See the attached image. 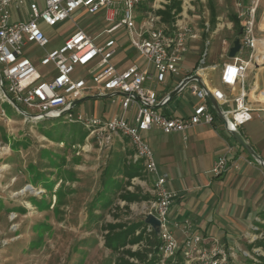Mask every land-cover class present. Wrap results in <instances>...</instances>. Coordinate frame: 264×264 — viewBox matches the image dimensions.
Returning <instances> with one entry per match:
<instances>
[{
	"label": "built area",
	"instance_id": "built-area-1",
	"mask_svg": "<svg viewBox=\"0 0 264 264\" xmlns=\"http://www.w3.org/2000/svg\"><path fill=\"white\" fill-rule=\"evenodd\" d=\"M151 2L0 0V105L10 103L25 122L39 123L65 116L68 122L82 125L88 131L87 141L94 140L99 151L104 153L126 139L135 151L136 160L143 161L148 174L154 179L155 195L147 216L153 215L161 222L158 235L162 241L161 251L166 257H172L180 249L189 254L197 251L203 241L201 236L192 234L189 222L170 223V208L177 195L167 188L169 177L159 172L153 148L147 143L145 135L151 131L171 135L185 133L198 126H212L217 115L209 95L218 103L226 129L239 130L253 120L255 111L249 100L247 75L253 64L261 66L263 63L264 38H256L255 35L263 0L236 3L241 47L236 56L223 65L220 78L221 85L229 89L230 93L210 88L203 80L205 88L197 81H192L182 91L189 88L199 103L193 106L190 114L182 117L167 111L172 101L169 99L172 91L167 93L165 88L173 77L181 75V64L192 43L210 31L209 11L204 13L207 16L204 23L196 21L195 16L191 15L196 12L194 0H182L181 11L174 10L172 22L166 23L157 11L165 10L168 1ZM144 5L148 7L147 10L143 9ZM102 10L106 22L112 26L104 31L107 38L103 43L97 44L94 37L75 24L74 31L63 46L41 58V66H52L46 74H40L24 55V48L30 44L41 48L50 44L40 24L55 27L68 19L74 20L78 15L96 16ZM138 15L144 17L139 23ZM14 16L17 21L13 20ZM121 28L126 30L131 45L140 55L143 61L141 65L134 62L119 69L112 61L118 51L117 41L112 35ZM200 63L197 76L204 70L201 66L205 65L206 59H201ZM76 67L85 69L83 76H72ZM1 86L11 101L5 97ZM236 88L237 92H233ZM97 96L119 98L123 114L104 120L83 116L80 112L76 115L73 113L79 105H74L76 102ZM128 113L131 114L128 116ZM5 116L6 112L1 108L0 117ZM29 116L32 119H28ZM238 162L239 157L229 149L214 164L213 174L221 177L232 167L238 169ZM173 228L185 236L183 247L174 238ZM216 252L222 256L217 257L215 254L206 264L226 262V254Z\"/></svg>",
	"mask_w": 264,
	"mask_h": 264
},
{
	"label": "rangeland",
	"instance_id": "rangeland-1",
	"mask_svg": "<svg viewBox=\"0 0 264 264\" xmlns=\"http://www.w3.org/2000/svg\"><path fill=\"white\" fill-rule=\"evenodd\" d=\"M167 1L170 4L171 1ZM210 1L217 15L215 25L211 22ZM240 1L194 0L197 20L204 23L207 19L204 13L209 9L212 29L203 36V41L194 42L198 49L190 50L185 56L181 75L194 74L195 62L205 58L206 63L201 67L207 68L208 84L219 86L218 70L211 67L230 62L225 50L227 46H233L241 32L231 18L236 15V3ZM143 18L138 15L137 22ZM13 20L17 21V18L14 16ZM258 20L264 21V0ZM75 24L94 37L97 44L106 40L104 31L112 27L106 22L103 10L96 16L78 15L74 20L68 19L55 27L40 24L50 44L46 48L30 44L23 50L40 74L52 69V66H41V58L62 47ZM226 24H231L232 28L228 29ZM255 35L264 38V33L255 32ZM112 37L118 44L113 62L143 63L124 28ZM260 65L252 67L249 78L252 83L261 80L263 87L264 63ZM84 73V68L76 67L72 76H83ZM176 78L171 81L175 83ZM170 89L165 88L167 93ZM185 93L190 94L189 88L171 103L174 108L179 106L175 114L178 117L190 114L192 107L198 104L192 96L191 101H187ZM1 108L6 116L0 117V264H115L117 255L105 247L104 226L110 223L131 226L144 222L154 200V182L143 161L136 160L135 151L126 139L105 153L99 151L94 140L87 141L88 131L80 124L68 122L65 116L39 123L25 122L10 103L0 105ZM79 112L83 116L104 120L123 114L117 97L85 100L73 110L75 115ZM173 112L170 110L169 114ZM216 123L224 124L219 118ZM136 162L142 163L141 174L128 182L122 175V166ZM116 166L119 167L115 169ZM125 189L149 200L127 203L120 199ZM110 198L114 203L103 209L104 201ZM248 231L247 236L221 238L220 243L202 238L198 250L190 254L180 249L174 256L166 257L160 249L161 264L175 263L179 257L186 264H206L213 255L222 256L216 251L226 254L224 264H258L257 256H264V249L253 248L251 251L248 247L264 238V221L251 225ZM172 232L183 247L185 236ZM139 248L132 247L133 250Z\"/></svg>",
	"mask_w": 264,
	"mask_h": 264
},
{
	"label": "crops",
	"instance_id": "crops-1",
	"mask_svg": "<svg viewBox=\"0 0 264 264\" xmlns=\"http://www.w3.org/2000/svg\"><path fill=\"white\" fill-rule=\"evenodd\" d=\"M158 1L161 0H153L155 3H159ZM179 1L182 4V0ZM191 15L195 16L197 21L196 12ZM226 25L228 29L232 28L231 24ZM263 26L264 21L259 22L256 33H264ZM209 32L202 34L197 42L203 41V36ZM213 33L216 32L213 31ZM207 43L209 44V41ZM195 45L192 43L190 50L194 48L197 50L198 46L195 47ZM229 49L230 47L227 46L226 58H228ZM262 62L264 63V58ZM195 63L194 70L197 71L199 61ZM226 63L211 67L214 71L218 70L219 86L208 84L206 67L199 76L208 87L219 88L229 94L230 90L223 87L220 82L223 65ZM131 64L127 61L116 65L125 68ZM252 67L256 68V65L253 64L248 72L247 89L249 100L255 111L254 118L247 123L248 127L243 126L239 132L264 161V95L261 96L264 86L261 87V80L258 82L256 79L257 81L252 83V78H249ZM196 71L194 74L191 72L178 76L175 83L173 80L170 81L169 91H173L183 79L196 75ZM237 90L236 88L233 92ZM185 91L180 92L171 103H175L176 98ZM191 96V92L185 93L184 98L191 101ZM171 103L167 111L174 110L175 115L179 106L174 108L175 106ZM216 120L212 126H198L185 133L165 135L158 131H151L145 135V139L153 148L159 172L169 177L167 188L177 195L170 208V223L173 225L189 222L195 235H200L207 241L214 240L220 243L221 238L247 236L251 225L264 221V169L256 160L243 152L240 144L228 132L224 124H217ZM229 149H232L239 157L240 166L238 169L230 168L221 177H215L214 164ZM152 181L154 182L153 178ZM172 231L183 236L178 229L173 228Z\"/></svg>",
	"mask_w": 264,
	"mask_h": 264
},
{
	"label": "trees",
	"instance_id": "trees-1",
	"mask_svg": "<svg viewBox=\"0 0 264 264\" xmlns=\"http://www.w3.org/2000/svg\"><path fill=\"white\" fill-rule=\"evenodd\" d=\"M209 7L211 10V22L215 25L217 15L212 2L209 3ZM143 9L147 10L148 7L144 5ZM174 10L177 12L181 11V1L171 0L170 4L165 7V10H159L157 11V14L162 16L164 22L170 23L173 20L172 13ZM231 18L236 22L235 24L239 27V31H241L240 21L236 15H232ZM240 33L238 35H240ZM117 162L119 163L120 161ZM118 167L119 166H116L114 168L117 169ZM141 171L142 163L136 162L135 164L123 165L121 172L123 177L130 182L133 178L140 176ZM120 199L127 203L149 200V198H142L139 195L127 191V189L124 190V194L121 195ZM113 203L114 202L111 198L107 199L103 203V209H107ZM104 231L106 232L104 236L105 247L113 254L117 255L115 264H161L160 249L162 247V241L153 231H149L148 226L144 222L131 226L115 225L110 223L104 226ZM138 231H140V233L136 235ZM143 242L145 243L142 247L141 244ZM134 246H140V248L133 250L132 247ZM248 248L251 251L253 248L264 249V238L259 240L257 243L250 245ZM257 259L259 260L258 264H264V256H257ZM172 264L186 263L185 261H182L181 257H179L177 262Z\"/></svg>",
	"mask_w": 264,
	"mask_h": 264
},
{
	"label": "water",
	"instance_id": "water-1",
	"mask_svg": "<svg viewBox=\"0 0 264 264\" xmlns=\"http://www.w3.org/2000/svg\"><path fill=\"white\" fill-rule=\"evenodd\" d=\"M240 40L237 38L234 42H233V46L229 49V54H228V58L229 59H233L237 52L240 50ZM192 81H197L202 87L205 88V86L203 85L202 79L197 76H191L188 77L186 79H184L169 95V99L173 100L180 92H182V90ZM1 90L3 91L5 97L11 101L10 97L8 96L7 92L5 91L4 87L1 86ZM104 97L101 96H97V97H88L85 100H90V99H101ZM209 99L210 102L214 108V111L217 115V117L223 121V123H225V118L219 108L218 103L209 95ZM83 100V101H85ZM83 101H78L76 102L74 105H78L80 103H82ZM28 119H32V116H29ZM228 132L234 137V139L240 144V146L245 150V153L249 154L250 156H252L259 164L260 166L264 169V161L262 160V158L255 152V150L250 146V144L244 139V137L242 136V134L239 132V130L236 129H227ZM145 224L150 227L154 233L158 236L160 234L161 231V222L153 215H148L145 218Z\"/></svg>",
	"mask_w": 264,
	"mask_h": 264
}]
</instances>
